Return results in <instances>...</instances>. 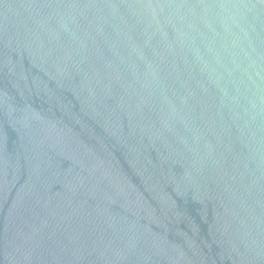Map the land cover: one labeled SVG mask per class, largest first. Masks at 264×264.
I'll use <instances>...</instances> for the list:
<instances>
[{
  "label": "water",
  "instance_id": "95a60500",
  "mask_svg": "<svg viewBox=\"0 0 264 264\" xmlns=\"http://www.w3.org/2000/svg\"><path fill=\"white\" fill-rule=\"evenodd\" d=\"M0 264H264V0H0Z\"/></svg>",
  "mask_w": 264,
  "mask_h": 264
}]
</instances>
